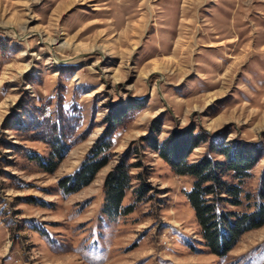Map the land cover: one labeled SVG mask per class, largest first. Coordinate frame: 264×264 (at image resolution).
<instances>
[{
  "label": "rangeland",
  "instance_id": "rangeland-1",
  "mask_svg": "<svg viewBox=\"0 0 264 264\" xmlns=\"http://www.w3.org/2000/svg\"><path fill=\"white\" fill-rule=\"evenodd\" d=\"M121 109L109 164L64 194ZM191 128L264 152V0H0V264H264V226L209 252L192 179L143 141ZM57 140L70 151L49 174L32 157ZM127 151L134 211L110 218L104 181Z\"/></svg>",
  "mask_w": 264,
  "mask_h": 264
},
{
  "label": "trees",
  "instance_id": "trees-1",
  "mask_svg": "<svg viewBox=\"0 0 264 264\" xmlns=\"http://www.w3.org/2000/svg\"><path fill=\"white\" fill-rule=\"evenodd\" d=\"M139 108V107H138ZM129 111L114 110L108 119L109 126L102 137L91 147L80 166L59 181L64 194H74L93 183L98 173L110 162L113 134ZM160 133V127L154 129ZM196 128L171 135L162 143L155 136L143 138L178 176L192 179L186 197L195 212L201 229L203 245L210 253L225 257L235 247L240 237L264 226V170L257 194L245 189L252 170L263 159L261 147L247 142H226L227 136L213 140ZM208 143L209 153L190 162L189 157L201 144ZM48 157L34 156L46 173L53 174L70 151L60 140L50 142ZM211 154L217 155L214 158ZM133 153H124L104 181L103 213L110 218L128 215L133 206H124L126 192L131 188ZM234 208H244L239 211Z\"/></svg>",
  "mask_w": 264,
  "mask_h": 264
}]
</instances>
